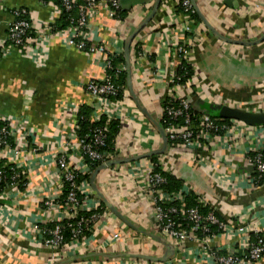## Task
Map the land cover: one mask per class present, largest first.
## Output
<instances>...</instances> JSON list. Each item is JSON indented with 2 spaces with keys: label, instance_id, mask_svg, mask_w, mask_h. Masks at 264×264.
<instances>
[{
  "label": "crops",
  "instance_id": "0c3cea01",
  "mask_svg": "<svg viewBox=\"0 0 264 264\" xmlns=\"http://www.w3.org/2000/svg\"><path fill=\"white\" fill-rule=\"evenodd\" d=\"M177 1L161 0L157 12L132 42L130 35L150 16L155 0L134 5L126 10L123 19L112 17L102 0L96 8L92 17L95 41L106 43L110 52L124 57L123 72L131 77L145 110L130 96L127 78L128 94L113 110L120 129L116 150L108 160L138 158L109 166L96 177L99 192L123 218L93 193L89 182L85 206L91 211L95 205L104 204L109 212L95 222L87 243L55 251L41 246L32 229L34 224L45 225L53 218L44 213V191L57 187L61 198L65 195L53 151H59L70 140L74 146L69 164L80 161L76 139L79 114L85 107L91 114L100 112L99 101L86 85L105 78L108 70L99 55L69 47L64 37L56 33L38 40L40 55L36 50L13 46L8 40L13 8L27 9L38 27L56 23L62 10L51 1L0 0V116L20 118L30 125L45 161H36L32 155L25 163L31 179L27 192L0 196V264H215L210 254L193 242L184 247L169 243L171 249L162 242L163 236L156 231L153 205L146 195V176L133 170H138L145 159L151 160V153L164 146L159 126L163 129V103L170 94V72L179 64L174 45L185 23ZM196 3L223 37L213 33L199 17L198 34H189L190 39H196L190 62L194 68L192 84L181 95L197 110L207 109L211 103L264 108V0ZM222 123L227 129L203 152V160L197 159L193 150L174 147L168 138L164 154L155 155L160 166L181 180L183 188L197 200L202 198L224 220H233L231 228L212 242L213 248L226 253L237 252L239 240L246 236L253 240L256 232L264 233V182L251 183L255 166L248 161L262 140L260 131L264 125L249 127L236 124L235 120ZM55 216L64 218L62 212ZM167 252L169 258L162 260ZM252 264H264V258Z\"/></svg>",
  "mask_w": 264,
  "mask_h": 264
},
{
  "label": "built area",
  "instance_id": "2783aa9c",
  "mask_svg": "<svg viewBox=\"0 0 264 264\" xmlns=\"http://www.w3.org/2000/svg\"><path fill=\"white\" fill-rule=\"evenodd\" d=\"M75 2L76 0H63L67 10L72 9ZM99 2L100 0H87V4L80 7V18L77 24H71L67 28L61 29H54L53 24L55 22L38 27L33 22L27 9L13 8V20L8 25V40L20 50H36L35 52L40 55L41 50H39L40 43L38 40L49 38L56 33L64 37L69 47H74L89 55H99L103 59L105 67L109 70L112 66L113 56L118 54L110 52L106 43L95 41L92 17ZM102 2L109 9L112 17L120 18L116 13L119 0H102ZM176 5L181 8L185 23L180 29L181 34L174 45V51L179 62L183 60L190 63L196 39H190L189 34L194 36L198 34L197 20L193 17L196 10L191 0H178ZM60 9L62 10L61 7ZM2 52L3 49H0V54ZM125 69V66L119 63L116 66L114 78ZM180 80L176 68L173 69L169 76L171 85L169 98L163 106V121L165 123L163 131L174 147L193 150L196 158L203 160V152L208 151L214 141L219 140L227 127L222 123V118H213L206 112H202L201 116L196 117V121H194L192 116L193 110L196 109L187 97L181 95L183 89L191 87L192 79H188L184 83ZM86 89L100 103V112L98 114L93 113L91 116L93 122L100 121L102 117H106L109 121L117 119L113 110L115 107L119 108L118 105L121 100L128 94L126 90H123L124 97L122 99L117 98L120 88L109 78V75L101 80H91L86 85ZM235 107L264 110L261 106L251 104H242ZM254 107L257 108L253 109ZM0 120L6 124V127H0V185H2L0 196L20 195L27 192L31 185L28 168L25 164L28 158L33 155L36 161L43 160L42 163H44V156L40 154L41 145L34 135V131H32L30 125L24 123V120L3 116H0ZM180 120H182V123H179ZM235 123L247 124L239 120H235ZM261 127L262 140L254 148L253 153L248 156V161L255 166V171L258 172L257 176L252 175L250 177L249 180L252 184H258L260 178L264 176V126ZM73 135L76 136V131ZM77 137V145L79 146L77 152L78 158H80L78 163L74 162L72 166L69 164L70 151L74 146L70 140L59 151H53L56 158L54 163L57 165L56 170L59 173L58 177L64 185L67 183L68 186L64 198H61L57 192V187L46 189L43 193L41 201L44 213H49L53 217L47 224L51 223L53 226L48 228L45 227L46 224L40 223L32 226L33 231L39 236L40 245L55 251L74 249L81 247L84 242L87 243L89 237L84 235L85 231L88 230L91 224L94 227L95 222L109 212L107 208L102 211L103 213L96 212L101 208V205H95L90 216L79 217L80 211H89V207H86L84 203L85 197L89 194V190H86L89 181L77 182V175L79 173L89 174L92 171L86 161L87 157L102 163L110 158L111 153L98 149L99 146H106V136L103 130H95L94 137L87 142L85 139ZM114 148L116 150V142ZM43 150L48 149L43 148ZM140 165L141 167L139 166L138 170L136 168H133V170L135 174L146 176L147 186L145 190L153 205L156 231L169 243L184 247L187 242H193L202 252L209 253L215 260V264H252V262H258L264 258V233L259 234L256 232L257 238L254 241L250 240L248 236L239 240L237 252L230 250L222 253L213 248V239L226 233L231 228L230 225H233V220L231 218L229 220L221 219L216 210L210 207L202 198H198V205L188 206L185 201L186 193L189 192L188 189L183 188L177 192H168L163 187L166 178L161 172L154 170L153 161L147 158ZM175 202L178 205H174ZM201 207L210 208V212L203 215L200 211ZM59 212L64 214L63 219H58L55 216ZM65 219L69 222L63 224ZM213 226L216 227L217 232L213 230ZM65 229L71 231L72 236L69 241H65Z\"/></svg>",
  "mask_w": 264,
  "mask_h": 264
},
{
  "label": "trees",
  "instance_id": "16d2710c",
  "mask_svg": "<svg viewBox=\"0 0 264 264\" xmlns=\"http://www.w3.org/2000/svg\"><path fill=\"white\" fill-rule=\"evenodd\" d=\"M47 2H53L56 5L60 6L62 8V14L61 17L57 20L56 23L53 24L54 29H61V28H67L68 26H70L71 24H77L78 19L80 18V7L83 5L87 4V0H76V2L73 4L72 9L67 10L65 8V5L63 3V0H45ZM181 10V8H180ZM116 13L118 14V16L120 18H124L125 16H127V11L122 10L120 7H118L116 9ZM193 17L197 20L200 21L199 16L197 14V12H195L193 14ZM124 63V57L122 55L119 56H113L112 59V66L110 67V69L108 70L107 74L109 75V78L115 83V85L117 87L120 88L119 94L117 95V98L122 99L124 97V93L123 90L125 89L126 83H127V78H128V72H120L118 74V76L116 78H114V75L116 73V66L119 63ZM176 73L177 75L180 76L181 78V82L184 83L186 82L188 79H191L193 74H194V68L192 66L191 63L186 62V61H181L178 64V67L176 68ZM167 103V100L163 103L164 105ZM163 105V106H164ZM90 109L88 107H85L82 109L81 113L79 114V117L77 119V126H78V134L79 137L85 139V141H90V139L92 137H94L95 135V130H103L104 134L106 136L105 141H106V146H99V150L103 151L105 150L106 152H110L113 153V150H115L114 148V143L115 140L117 138V135L119 133V129H120V124L118 120H111L108 121L105 117H102L100 119V121L98 122H93L91 120V113H90ZM202 111L201 110H193V116L192 119L194 121H196V117L201 116ZM213 118H219L216 114H210ZM223 121L227 122L229 121V119H224ZM179 123H182V120L179 121ZM161 124L164 126V121H161ZM0 127H6V124L0 120ZM169 146V144L167 145V147ZM151 160L154 163V170L157 172H161V174L163 176H165L166 178V182L163 184V187L168 191V192H177L180 189L183 188V184L182 181L179 180L178 178H176L171 172L165 171L160 164L158 163V156L155 154L151 155ZM87 163L89 164L91 170H95L100 166V162L93 160L89 157H87L86 159ZM258 172H254L253 176H257ZM91 174H84V173H79L77 175V182H81L82 180H88L89 182H91ZM264 182V176L262 178H260L259 183ZM2 185H0V189H1ZM67 183L65 185V190H64V197H66V191H67ZM63 197V198H64ZM186 204L188 206H195L198 205L197 202V197L194 196L193 194H191L190 192L186 193ZM168 204V203H166ZM171 204V203H170ZM177 202L174 203V205H176ZM178 205V204H177ZM101 208H99L96 212H102L103 209H106L104 204H101ZM200 211L203 215H207L208 212H210V208L208 207H201ZM93 212L92 211H80L79 213V217L84 216H90ZM218 216L223 219V217L221 215L218 214ZM73 221V220H72ZM67 222H69V220H63V224H66ZM53 225L50 224H46L45 227H52ZM213 230L215 232L216 231V227L213 226ZM93 232V224H91L88 228V230L85 231L84 235L86 237L91 236ZM71 231L69 229H65L64 230V238L65 241H69L71 239ZM253 240H256V237L253 238Z\"/></svg>",
  "mask_w": 264,
  "mask_h": 264
},
{
  "label": "water",
  "instance_id": "95a60500",
  "mask_svg": "<svg viewBox=\"0 0 264 264\" xmlns=\"http://www.w3.org/2000/svg\"><path fill=\"white\" fill-rule=\"evenodd\" d=\"M145 0H119V7L126 11V10H130L134 5L136 4H140L143 3ZM192 4L198 14V16L203 19L204 23L206 24L207 28H209L213 33H215L218 36H222L221 33H219L206 19L205 17L202 15V13L199 10V7L196 3V0H191ZM161 3V0H155L154 3V7L152 10V13L150 14V16H148L143 24H141V26H139L136 30H134V32L130 35V42H132V40L134 39V37L136 36V34L145 27V25L148 23V21L150 20V18L152 17V15L157 12V9L159 8V5ZM126 59L129 62V52H126ZM130 63H128V68L130 71ZM128 86H129V94L130 96L133 98V100L139 105L141 106V109L144 110L143 106L141 105L138 96L135 94L133 85H132V79L131 77L128 78ZM145 111V110H144ZM202 112H206L208 114H216L218 117L222 118V119H229V120H239V121H243L249 125H264V110H249V109H244V108H240V107H235V106H230L227 104H219V103H211L207 109L201 110ZM160 127V130L162 131L163 137L165 139L164 141V146L159 149V150H155L151 153L152 154H162L164 153L166 150L165 148H167L168 145V141H167V136L165 135L163 129ZM138 157L135 158H129V159H119V158H113L110 159L108 161L102 162L100 164V166L94 170V172L92 173V178H91V184L93 186V193L96 196H99L104 203L106 204V206L114 211L119 217L123 218V216H121V214L115 209V207L105 198V196L99 192L97 186L95 185L96 182V177L97 174L112 165L115 164H120V163H124V162H129L132 161L134 159H136ZM158 238V237H157ZM160 238V237H159ZM162 240V242L169 248L171 249V245L169 244V242L163 237L160 238ZM169 258V254L168 252L165 254V256L163 258H161L162 260H166ZM153 259V258H150Z\"/></svg>",
  "mask_w": 264,
  "mask_h": 264
}]
</instances>
